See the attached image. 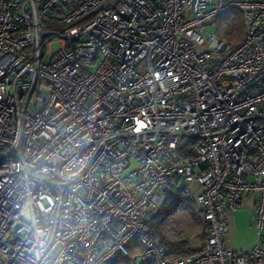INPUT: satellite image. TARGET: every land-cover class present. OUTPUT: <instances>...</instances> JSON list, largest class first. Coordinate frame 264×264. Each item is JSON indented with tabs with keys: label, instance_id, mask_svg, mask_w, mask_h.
Wrapping results in <instances>:
<instances>
[{
	"label": "built area",
	"instance_id": "obj_1",
	"mask_svg": "<svg viewBox=\"0 0 264 264\" xmlns=\"http://www.w3.org/2000/svg\"><path fill=\"white\" fill-rule=\"evenodd\" d=\"M231 9L228 49L203 28ZM171 193L205 229L175 260L151 233ZM262 231L264 0H0V264H264Z\"/></svg>",
	"mask_w": 264,
	"mask_h": 264
},
{
	"label": "trees",
	"instance_id": "obj_2",
	"mask_svg": "<svg viewBox=\"0 0 264 264\" xmlns=\"http://www.w3.org/2000/svg\"><path fill=\"white\" fill-rule=\"evenodd\" d=\"M215 23L217 24L216 33L226 41L228 49L235 48L242 40L245 31L241 11L239 9H231L218 16ZM186 204H188V201L184 196L177 193H171L169 199L151 223V233L154 238L158 239L160 243L164 245L166 252L165 258L167 260L184 258L202 250V247L199 250H194L190 248L184 240H171L167 235L165 227L167 220L170 218L168 217V210L177 209L179 206ZM190 207L194 212L199 213V210L193 203ZM202 238L204 240L205 234H203ZM129 249H131L132 252L141 251V248L136 241H132L131 244H129ZM104 264H128V261L120 256Z\"/></svg>",
	"mask_w": 264,
	"mask_h": 264
},
{
	"label": "rangeland",
	"instance_id": "obj_3",
	"mask_svg": "<svg viewBox=\"0 0 264 264\" xmlns=\"http://www.w3.org/2000/svg\"><path fill=\"white\" fill-rule=\"evenodd\" d=\"M203 31L208 33L216 32L217 24L212 23L206 25L203 28ZM59 46V43H53L51 48L57 49ZM190 205H192V203L188 201V204L181 205L177 209H169L168 217L170 218L167 220L165 228L167 235L171 240H184L190 248L199 250L203 245L204 240L202 237L203 234H205V229L200 214L194 212ZM240 234L242 236L241 242L244 243V245H248V243L256 242L258 232L252 225L249 228H244L243 230L240 229L239 235ZM261 239L264 240V231L261 233ZM255 242L252 245H254Z\"/></svg>",
	"mask_w": 264,
	"mask_h": 264
},
{
	"label": "crops",
	"instance_id": "obj_4",
	"mask_svg": "<svg viewBox=\"0 0 264 264\" xmlns=\"http://www.w3.org/2000/svg\"><path fill=\"white\" fill-rule=\"evenodd\" d=\"M255 196L249 195L245 197L239 206L233 210L226 212L228 230L223 236V244L234 250L251 246L254 242L244 245L241 242L240 229L249 228L253 225V216L255 212ZM197 209L199 207L196 206ZM240 239V240H239ZM261 245L264 247V240L261 239Z\"/></svg>",
	"mask_w": 264,
	"mask_h": 264
}]
</instances>
